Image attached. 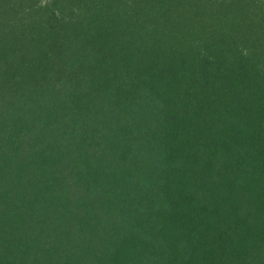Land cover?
I'll list each match as a JSON object with an SVG mask.
<instances>
[{"label":"trees","instance_id":"trees-1","mask_svg":"<svg viewBox=\"0 0 264 264\" xmlns=\"http://www.w3.org/2000/svg\"><path fill=\"white\" fill-rule=\"evenodd\" d=\"M0 264H264V0H0Z\"/></svg>","mask_w":264,"mask_h":264}]
</instances>
